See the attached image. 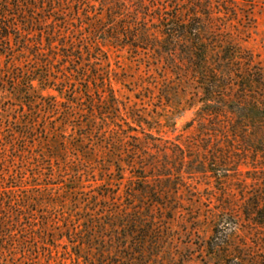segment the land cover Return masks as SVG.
<instances>
[{
	"label": "rangeland",
	"instance_id": "374dc122",
	"mask_svg": "<svg viewBox=\"0 0 264 264\" xmlns=\"http://www.w3.org/2000/svg\"><path fill=\"white\" fill-rule=\"evenodd\" d=\"M79 1L83 10L76 12L71 1L61 10L68 23L62 31L75 46L80 38L85 39L81 46L96 37L94 23L102 24V29L108 25L107 0ZM119 2L126 8L119 25L148 19L153 23L148 30L151 38L159 37L157 18L198 15L207 33V66L225 78L208 79L218 93L204 96V86L190 75L185 56L161 60L151 52L119 48L99 36V61L90 67L84 62L79 74L93 69V74L106 79L103 88L90 78L69 76L73 66L62 67L56 60L49 69L51 77L64 81L55 88L64 90L63 95L56 90L42 95L55 97L60 112L69 106L74 118L71 127L63 129L68 139L63 148L61 142L47 141L52 133L64 134L59 125L62 117H45L33 107L30 113L20 106L9 83L0 86L4 88L0 93V174L5 176L0 175V202H5L8 216L23 215L22 224L47 227V233H41H49L48 240L35 241L53 246L51 257L43 248L37 255L25 256L19 249L4 254V260L7 264H61L66 259V264H74L61 231L77 227L79 219L98 221L101 215L119 213L121 206L136 202L144 215L150 209L148 215L154 220L146 239L150 264H264V119L248 106L254 98L261 101L264 87L255 96L247 94L248 98L238 88L246 82L243 75L248 66L252 73L258 69L264 84V0ZM86 13L95 14L94 20L85 18ZM34 14L45 20V14L35 10ZM225 46L230 54L221 49ZM3 59L0 70L4 72ZM3 79L7 81L6 76ZM87 103L96 111L94 115L82 113ZM32 117L37 121L32 136L19 135L10 143L14 131H21L19 125L32 124ZM89 118L97 120L92 137L76 148L73 140L89 132L83 126ZM103 118L106 125L99 121ZM113 163H119L120 170ZM128 163L133 164L128 167ZM141 170L164 199L142 201L135 192V199L128 200L126 193L133 195L140 185ZM70 189H80L82 202ZM88 201H97V206ZM11 221L14 224L16 218ZM31 235V230L23 234ZM28 243L34 245L32 239Z\"/></svg>",
	"mask_w": 264,
	"mask_h": 264
},
{
	"label": "trees",
	"instance_id": "16d2710c",
	"mask_svg": "<svg viewBox=\"0 0 264 264\" xmlns=\"http://www.w3.org/2000/svg\"><path fill=\"white\" fill-rule=\"evenodd\" d=\"M70 1L77 8L76 12L83 10L82 8L85 7L79 0H0V57L4 58L3 61H6L5 71L0 70V76H2L0 78V86H5L6 83H9L16 92L15 96L18 98L20 106L29 109L30 113L33 107L37 110L38 114L43 113L42 115H45V117L51 115H54L56 118L62 117L63 120L59 123L60 126L64 127H61L62 132L63 129L71 127L74 118L71 117L69 106L65 107V111L62 110L60 112L55 97H45L42 95V92L48 90H56L58 94L63 95L64 90L55 88H57L58 84H63L64 81L51 77L49 69L53 66L52 61L56 60L57 64H62V67L66 65L73 66L74 69L69 76L79 77L80 79L84 78L85 80L90 78L94 84L100 83L103 88L106 86V79H100L99 75L93 74V69H91L92 71L90 69L83 71L87 73H84L82 76L79 74L80 69L85 67L84 62L89 64L90 67V65H94V62L99 61L98 57H101L97 42L99 38H103L110 44L114 43L119 48L127 47L135 52L138 50L151 52L161 60H170L173 57L180 60L182 56H185L186 61L190 65V75L193 76L194 81H199V84L204 86V89H202L204 96L218 93L217 91H213L216 87L213 83L209 85L208 79L225 78V75L207 66V54L209 52L208 44H206L207 40L205 39V34L207 33L204 30V26L201 25V18L198 15H183L182 17L175 14L168 18H157L159 37L151 38L148 30L153 23L149 24L148 19H135L132 24L120 26L119 21L123 20L124 16L121 13H124L126 8L121 5L122 3L119 0H115V3H113V0H107V9L109 8L106 14L107 19H105V23L108 24L107 27L102 29V24L98 25L94 23L93 25L96 26H94L93 33L97 34L96 37L92 36L93 39L89 43L86 42V44L84 43L81 46L79 45L80 42H83L85 39L80 38L77 42L78 45L75 46V42L72 41L69 35H64L62 31L65 30V25L68 26V23L61 16V10H64V7L69 5ZM94 2L97 3V1ZM138 3L142 8V1H138ZM98 4L104 7L102 1H98ZM34 10L39 14H45V20L34 14ZM94 15L89 16L86 13L84 17L94 20ZM42 22H44V25H42ZM61 24L64 26V29L60 28L59 25ZM88 24L89 26L92 25V23ZM61 32L63 35H61ZM90 37L91 34L88 38ZM91 49H93L92 53L90 52ZM221 49L230 54L228 52L229 46L222 47ZM94 52L96 53L94 54ZM86 58L88 59L85 60ZM224 60L226 59L223 58L222 61ZM254 70L255 72L252 73L249 66L246 68L243 75L246 78V82L238 87L240 94H243L244 98H248L247 94L255 96L259 92L260 87H264L260 72L257 68ZM73 72L76 76H72ZM4 76L7 77V81L3 79ZM230 76L228 74L227 78ZM90 82H88V85ZM244 85L246 89H244ZM2 90L4 88L0 87V93ZM205 102H208L207 97ZM248 106H251V109L264 119V95H262L260 102L254 98L253 102ZM112 108L115 112L117 111L115 106H112ZM82 113L91 116L96 111L89 104L87 110L82 111ZM32 121V124L28 123L29 121L26 125L20 124L21 131H14V135L9 139L10 143L16 141L19 135H25L26 138L28 136L31 137L37 123L33 117ZM99 121L103 125L107 124L104 118ZM95 123L97 124V120L95 121L90 118L83 123L85 124L83 126L89 132L77 135V138L73 140L76 143V148H82L86 139L92 137ZM1 125L0 122V132ZM113 126H115V123H113ZM65 134L66 132L64 134L52 133L47 141L49 143L61 142L58 144L59 147L63 148V146H66L68 140ZM117 136L120 135L118 134ZM126 137L134 140V137H130V135ZM60 151L61 149L56 147V153ZM133 163H128L127 166L131 167ZM113 164L117 168V171L120 170L119 163ZM140 174L141 176H137L140 182L138 189H133V195L126 193L128 200L135 199V192L142 201L147 199H155L157 201L158 198L164 199V197L159 195L157 190H154L146 182V176H144L142 170ZM0 175L4 179L3 172ZM32 189L33 187L30 185V190ZM79 190L70 189L74 196L78 195L77 192ZM81 195H78V203L82 202ZM32 202L34 203L35 201L33 200ZM135 203L133 202L129 207L121 206L123 211L120 210L119 213L112 212L104 216L101 215V217H105V220H108L106 223L101 220V217H98V221L94 222L90 221L91 219L82 218L78 221L79 227H66L64 231H61L63 233H60L59 236L65 238L67 243L70 244L69 260L74 264H150L151 262L147 257L149 256V251L146 248V239L152 232L151 224L154 220L148 215L150 209L147 208V213L144 215V213H141L142 211H139L138 207H135ZM88 204L97 206V201H94V203L88 201ZM4 206L5 202H0V261L7 264L8 261L4 260V254L16 253L19 249H23V252L20 254L21 256H25L27 254L31 255V252L37 255V252H40V249L43 248L47 251V255L51 257V247L53 246L50 247L47 243L35 241L38 239L45 240L46 242L49 233L45 235V233L41 232L48 231V228L35 227L32 224H29V226L22 224L20 220L24 216L16 212L14 213L15 215L13 214L10 217L8 213H5L8 209ZM14 218H16V222L13 224L11 220ZM14 226L20 227V230L16 229L13 231L12 228ZM27 230H31L32 232L29 238L23 236ZM20 234L22 238L19 237ZM29 239L34 241V245L28 243ZM111 250H114V252ZM65 253L67 254V252ZM61 264H66V259Z\"/></svg>",
	"mask_w": 264,
	"mask_h": 264
}]
</instances>
